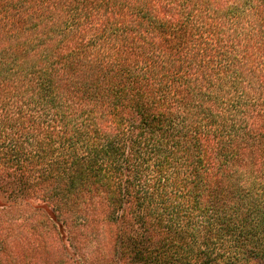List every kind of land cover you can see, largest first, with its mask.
<instances>
[{
    "label": "trees",
    "instance_id": "trees-1",
    "mask_svg": "<svg viewBox=\"0 0 264 264\" xmlns=\"http://www.w3.org/2000/svg\"><path fill=\"white\" fill-rule=\"evenodd\" d=\"M0 190V264H264V0H0Z\"/></svg>",
    "mask_w": 264,
    "mask_h": 264
},
{
    "label": "rangeland",
    "instance_id": "rangeland-1",
    "mask_svg": "<svg viewBox=\"0 0 264 264\" xmlns=\"http://www.w3.org/2000/svg\"><path fill=\"white\" fill-rule=\"evenodd\" d=\"M6 200H8L7 197H6L5 194H3V192L0 190V204H2V203H6V202H7ZM77 234H78V232H77V230H75V232L73 233V240L75 239L76 236H78Z\"/></svg>",
    "mask_w": 264,
    "mask_h": 264
}]
</instances>
